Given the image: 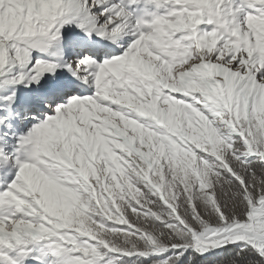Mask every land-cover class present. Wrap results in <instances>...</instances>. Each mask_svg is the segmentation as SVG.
Masks as SVG:
<instances>
[{
	"label": "snow or ice",
	"instance_id": "1",
	"mask_svg": "<svg viewBox=\"0 0 264 264\" xmlns=\"http://www.w3.org/2000/svg\"><path fill=\"white\" fill-rule=\"evenodd\" d=\"M0 264H264V0H0Z\"/></svg>",
	"mask_w": 264,
	"mask_h": 264
}]
</instances>
